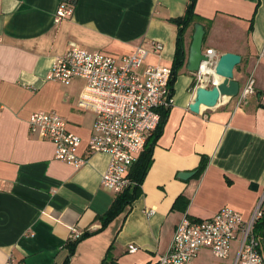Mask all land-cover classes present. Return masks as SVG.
Masks as SVG:
<instances>
[{
  "label": "crops",
  "instance_id": "0c3cea01",
  "mask_svg": "<svg viewBox=\"0 0 264 264\" xmlns=\"http://www.w3.org/2000/svg\"><path fill=\"white\" fill-rule=\"evenodd\" d=\"M60 3L0 0V264L9 256L13 264H63L72 227L90 235L76 245L69 264H158L183 217L208 219L231 207L250 218L264 196V0H196L203 52L241 58L233 78L239 94L190 112L195 74L186 69L194 33L189 26L173 104L141 194L102 230L100 218L117 196L100 183L109 156L95 154L77 169L60 162L51 142L30 134L28 119L35 112L57 113L80 138L78 155L84 156L95 121L77 106L84 80L68 86L47 81L54 59L73 46L121 58L160 44L143 67L171 69L178 32L173 20L184 15L189 0H78L69 18L55 22ZM251 79L253 93L243 98ZM202 159L205 168L197 174ZM185 173L192 175L181 178ZM129 245L138 250L129 253ZM238 248L239 236L226 259L202 248L188 264H234ZM259 249L264 255V233Z\"/></svg>",
  "mask_w": 264,
  "mask_h": 264
},
{
  "label": "built area",
  "instance_id": "2783aa9c",
  "mask_svg": "<svg viewBox=\"0 0 264 264\" xmlns=\"http://www.w3.org/2000/svg\"><path fill=\"white\" fill-rule=\"evenodd\" d=\"M73 9L60 3L55 22L69 18ZM160 44H151L150 50L137 48L131 54L115 58L100 51L73 46L54 59L46 80L68 86L74 79L84 80L77 106L94 114L95 121L88 138L84 156L78 155L81 140L68 131L66 122L55 112H35L28 119L30 134L51 142L54 157L74 168L84 166L95 154L109 156V164L101 176V186L117 196L132 185L128 170L144 149L147 139L156 131L161 114L173 104L170 80L171 69L163 66L143 67L149 52H159ZM204 53L216 57L212 50ZM195 75V85L210 87ZM253 93V80H249L242 97ZM258 203L252 216L244 220L241 213L223 207L212 217L192 220L183 217L175 227L167 252L158 264H188L202 248H209L217 259H226L232 243L239 236V248L234 264H264L259 242L253 237V227L262 216ZM149 211L148 214H152ZM72 227L68 241L75 242L84 234ZM137 247L128 246L129 253ZM6 264H13L9 256Z\"/></svg>",
  "mask_w": 264,
  "mask_h": 264
},
{
  "label": "trees",
  "instance_id": "16d2710c",
  "mask_svg": "<svg viewBox=\"0 0 264 264\" xmlns=\"http://www.w3.org/2000/svg\"><path fill=\"white\" fill-rule=\"evenodd\" d=\"M195 2L196 0H189L184 15L180 18L173 20V23L177 26L178 32H177L176 50L171 66L170 87L172 94H173V85L176 76L179 70L183 67L185 61V54L183 49L184 33L189 26L199 24L201 22V19L194 12ZM61 3L74 10V7L77 5L78 0H61ZM168 112L169 111L167 110L162 112L161 122L158 128L147 139L142 153L130 168V171L127 176L131 180L132 185L128 187L124 192H122L121 194L115 197L109 209L100 218V222H101L100 230L104 229L111 221H113V219H115L118 215H120L126 207L130 206L140 196L141 185L152 163V151L154 146L156 145L157 140L161 136ZM204 168H205V159H202L200 165L197 168V174H201ZM261 211H262V216L254 224L253 232H252L253 237L256 238L259 242V247H260V240L263 237V233H264V198L262 200ZM89 233L90 232H84L82 237L77 241L75 242L68 241L66 243V248L69 252L68 253L69 255L67 256L63 264H69V259L73 255L76 245L84 238L89 236L90 235Z\"/></svg>",
  "mask_w": 264,
  "mask_h": 264
},
{
  "label": "water",
  "instance_id": "95a60500",
  "mask_svg": "<svg viewBox=\"0 0 264 264\" xmlns=\"http://www.w3.org/2000/svg\"><path fill=\"white\" fill-rule=\"evenodd\" d=\"M204 28L200 24L194 25V33L189 47L186 69L195 75L202 72V79L214 85L205 84L196 86L194 99L188 106L190 112L199 114L202 109H213L223 98H234L239 94V84L234 78V69L240 64V56L225 53L215 58L203 52ZM192 174H181L186 178Z\"/></svg>",
  "mask_w": 264,
  "mask_h": 264
}]
</instances>
